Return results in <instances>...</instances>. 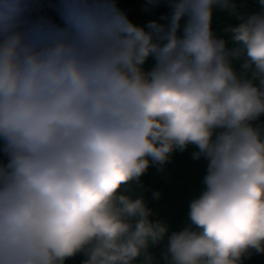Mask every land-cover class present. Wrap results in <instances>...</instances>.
<instances>
[{"label":"clouds","instance_id":"obj_1","mask_svg":"<svg viewBox=\"0 0 264 264\" xmlns=\"http://www.w3.org/2000/svg\"><path fill=\"white\" fill-rule=\"evenodd\" d=\"M258 3L242 14L235 0H144L146 12L169 11L140 26L117 0H0V264L264 254ZM217 7L240 21L224 29L232 47L212 29ZM190 145L207 161L204 190L170 232L133 193Z\"/></svg>","mask_w":264,"mask_h":264}]
</instances>
